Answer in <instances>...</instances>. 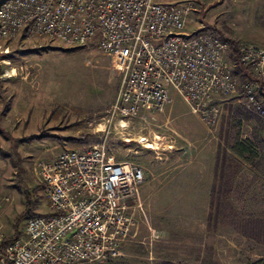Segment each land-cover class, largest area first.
Returning a JSON list of instances; mask_svg holds the SVG:
<instances>
[{
  "label": "rangeland",
  "instance_id": "374dc122",
  "mask_svg": "<svg viewBox=\"0 0 264 264\" xmlns=\"http://www.w3.org/2000/svg\"><path fill=\"white\" fill-rule=\"evenodd\" d=\"M158 1L188 3L186 30L211 32L227 41L234 75L256 80L264 91V64L263 77L258 76L239 61L238 53L250 45L264 51V0ZM236 60L251 70L246 79L235 71ZM119 85L112 59L94 46L68 48L23 36L0 40V197L9 199L0 207L4 236L13 235L14 220L26 204L33 213L50 211L34 174L37 161L51 160L66 148L103 143L108 160L144 169L146 179L140 188L149 197L143 199L140 189L134 229L119 257L77 264H264V119L247 108L238 93L213 98L220 119L210 126L175 92L153 119L151 113L121 118L110 111ZM41 129L65 138L21 139ZM217 148L220 189L225 180L238 200L239 187L245 190L247 182L248 191L256 181L262 195L260 208L242 210L238 202L224 201L222 193L214 196L213 218L205 227L209 203L203 209L202 203L181 198L160 203L157 197L168 188L181 197L182 189L196 187L202 196L210 185ZM26 218L19 223V235Z\"/></svg>",
  "mask_w": 264,
  "mask_h": 264
},
{
  "label": "built area",
  "instance_id": "2783aa9c",
  "mask_svg": "<svg viewBox=\"0 0 264 264\" xmlns=\"http://www.w3.org/2000/svg\"><path fill=\"white\" fill-rule=\"evenodd\" d=\"M188 11V3L158 0H2L0 40L23 36L68 48L96 47L120 77L110 111L121 118L151 113L153 119L175 92L210 126L220 119L213 98L238 93L264 119L257 81L234 75L227 41L186 30ZM238 53L242 64L263 77L262 49L243 46ZM34 174L50 211L28 216L21 235L4 249L0 218V264L108 262L120 256L146 179L140 165L108 160L101 143L39 160ZM8 200L1 196L0 207Z\"/></svg>",
  "mask_w": 264,
  "mask_h": 264
},
{
  "label": "crops",
  "instance_id": "0c3cea01",
  "mask_svg": "<svg viewBox=\"0 0 264 264\" xmlns=\"http://www.w3.org/2000/svg\"><path fill=\"white\" fill-rule=\"evenodd\" d=\"M99 50V49H98ZM100 51V50H99ZM101 52V51H100ZM102 53V52H101ZM104 54V53H103ZM174 97V93L172 94ZM173 99V98H172ZM172 107H170L171 109ZM35 119V117H34ZM37 120L39 118H36ZM203 125L205 126V124L203 123ZM27 135V134H26ZM21 136H24V135H21ZM42 141H48V140H42ZM33 142V141H32ZM39 142V141H37ZM217 149H215V153L213 154V157H212V165H213V170H212V176H211V179H210V182H209V187H208V190L207 189H203V192H202V196L200 195V190H199V187H196L194 189H190V188H186V189H182L181 193H182V196L181 197H176V194L178 193L174 188H168V189H165L164 191V195L161 194V197L160 198L159 196L157 198H159V201L160 203H163V202H166V203H173L174 201L181 198L182 202H186V203H196L198 206H200V204L202 203V208L203 207H206L209 203V209H210V203H211V189H212V185L215 183L216 184V189H215V196H216V199L218 198V195L220 193L223 194V199L224 201H233V202H238L240 205H239V208L242 210V209H256L257 206L258 208H260V205H259V199H258V196H261L262 193L260 192V190L257 191V188H256V181L252 183V186L249 188V190L247 191V182L245 184V187L246 189L245 190H242L241 187H239V196H238V200L236 198V196L234 195V193H236L235 189L234 188H230L231 186H228L227 185V182L224 180L223 181V185L220 189V185H218V177L216 178L215 177V168H216V158H217ZM255 174V173H254ZM256 177V175H254ZM257 178V177H256ZM143 185V184H142ZM142 187V186H141ZM230 188V189H228ZM141 189V195H142V198L145 199L147 197H149V192H144L142 191V188ZM251 189H254L255 192H253V195L252 198L251 196H249L250 193H252ZM184 191V192H183ZM242 192H244L246 195H244V197L242 196ZM183 193L186 194V196L184 197L183 196ZM193 194V196H192ZM227 194H229V198H227ZM139 196H140V193H139ZM164 197V198H163ZM139 201H140V197H139ZM209 201V202H208ZM216 200H213V202H215ZM44 204L46 205V208L48 211V204H47V199L45 198L44 199ZM141 204V202H140ZM244 206H243V205ZM253 204V205H251ZM258 204V205H257ZM205 209V208H203ZM42 211V210H41ZM137 211V209H136ZM199 211V209H198ZM36 214H44L42 212H39V211H34ZM204 212V210H203ZM138 216H139V213H138ZM204 225L205 227H207L208 225V222H207V214L205 213V216H204ZM248 220H245V222H247ZM254 223H256V221L254 220ZM257 225V223H256ZM190 231V230H189ZM259 239V238H258Z\"/></svg>",
  "mask_w": 264,
  "mask_h": 264
},
{
  "label": "trees",
  "instance_id": "16d2710c",
  "mask_svg": "<svg viewBox=\"0 0 264 264\" xmlns=\"http://www.w3.org/2000/svg\"><path fill=\"white\" fill-rule=\"evenodd\" d=\"M215 33L220 35V36H222V34L220 32H218V31H215ZM235 71L241 76V79H244V78L246 79L248 71H251V70L249 68L242 67L240 65V63L238 62L236 64V66H235ZM64 138L65 137H63L62 135H59V134H56V133H51V132H48L47 130H43V129L39 130L36 133H32V134H30L28 136H22L21 137V139L27 140V141H30V142H32V141H40V140H43V139H54V140H58L59 142H61ZM69 139H71V140H83L84 137H80V138L70 137ZM215 169H216L215 170V177L217 178L218 177V166H217V163H216V168ZM215 189H216V184L214 183L212 185V191H211V196L212 197H211V203H210V213L208 214V219H207L208 225L211 224V221H212V218H213V213H214L213 212V210H214V205L213 204L215 202H213V199H214V196H215ZM35 214L36 213H33V212H31L29 210V207H27V204H26L25 209L23 211H21L20 213H18L16 218H15V220H14V224H13L14 233H13V235H11L10 237H4L3 243L1 245L2 249H4V247L9 242H11L12 240H14L15 238L18 237V235H19L18 226H19L20 221L24 217H28V216L35 215ZM7 264H10V263L8 262Z\"/></svg>",
  "mask_w": 264,
  "mask_h": 264
},
{
  "label": "water",
  "instance_id": "95a60500",
  "mask_svg": "<svg viewBox=\"0 0 264 264\" xmlns=\"http://www.w3.org/2000/svg\"><path fill=\"white\" fill-rule=\"evenodd\" d=\"M259 93L264 97V92L261 89H259Z\"/></svg>",
  "mask_w": 264,
  "mask_h": 264
},
{
  "label": "bare ground",
  "instance_id": "6f19581e",
  "mask_svg": "<svg viewBox=\"0 0 264 264\" xmlns=\"http://www.w3.org/2000/svg\"><path fill=\"white\" fill-rule=\"evenodd\" d=\"M144 140V138H142L140 141H143ZM151 145L150 144H147V147H150Z\"/></svg>",
  "mask_w": 264,
  "mask_h": 264
}]
</instances>
